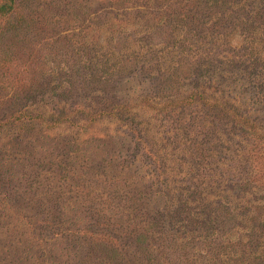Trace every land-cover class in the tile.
Returning <instances> with one entry per match:
<instances>
[{
    "label": "rangeland",
    "instance_id": "1",
    "mask_svg": "<svg viewBox=\"0 0 264 264\" xmlns=\"http://www.w3.org/2000/svg\"><path fill=\"white\" fill-rule=\"evenodd\" d=\"M8 7L0 11V264H118L109 245L77 231L90 235L102 219L128 228L127 215L140 210L136 234L113 232L123 238L122 264H264V0ZM217 99L251 111L263 135L220 113ZM243 132L251 166L237 175L249 170L248 183L218 188L219 201L197 182L206 139L236 143ZM167 143L182 170L170 185L145 154ZM110 183L128 191L111 192L117 204L100 199Z\"/></svg>",
    "mask_w": 264,
    "mask_h": 264
},
{
    "label": "trees",
    "instance_id": "2",
    "mask_svg": "<svg viewBox=\"0 0 264 264\" xmlns=\"http://www.w3.org/2000/svg\"><path fill=\"white\" fill-rule=\"evenodd\" d=\"M12 3V0H5V2H2L0 4V11L1 12H5L9 9V4ZM230 97V96H229ZM233 97H231L232 99ZM204 99V97H203ZM213 106L216 109H219V112L221 113V110L223 109V114L230 117V119H233L235 121L236 124L240 125L241 127H248V128H253L254 127V131L252 132V135L257 134L256 138L261 137V130L258 127V124L255 122V120H252L249 118V116H251V111H247L245 108H243L241 106V111H235L234 109H230L227 107H224V103L222 101H218L215 100L213 101ZM233 110V111H232ZM259 132V133H258ZM243 135H247L248 133L243 132ZM240 138L236 141V143H232L225 135L224 138L222 137H217L214 139L207 140L206 142H210V144L212 145V147L208 148V152L210 154V156H207V158L204 160L202 159V165H200V167L197 170L198 173V180L197 182L199 184L201 183H207L208 185H210V187L214 190L209 191V192H213L210 193V197L212 198H217L219 201L221 200V195L220 194V190H218V188H225L224 185H231L233 183L239 184L240 186H244L245 184L248 183L249 180V170H248V175L247 176H242L237 175V173L243 172L245 171L246 167L249 169V167L251 166L250 164V159L252 158V154L249 155L251 151V149L249 150L251 144L252 143L250 140H248L246 137ZM263 135V134H262ZM227 138V139H226ZM216 142V144H215ZM171 143H167V146H163V147H159L156 148L155 151L156 152H151V151H146L145 150V154H149L150 156L149 159L151 161H153V166L155 167V170L158 171V175L157 177H159L160 175L165 177V179L169 182V185L171 184V182L173 181V184L176 183L175 179L177 177H179V175L181 174L182 170H175L172 168V166L175 164L174 163V159L175 158V151L173 150V145L172 147H170ZM219 145V149L222 148V150H218L216 149V146ZM232 145L234 147L235 152L233 153V151L231 150L229 153V146ZM215 149V151L213 150ZM145 156V155H144ZM147 156H145V158H148ZM210 158V160H208ZM112 165L117 167L113 161L111 160ZM166 163L168 164V166L166 165ZM187 165V163L185 164ZM119 173L116 174V176ZM150 176V175H149ZM246 178V179H244ZM185 181L186 182H190L191 185L195 188H197V185L193 183L194 181V176H185ZM230 183V184H229ZM125 185V182L123 184ZM133 185V184H131ZM110 187V189L108 190L106 195H101V197H107L106 202H115L117 204V202L114 199L113 195L111 194V192H115L116 194H118V196H121L120 193L125 192V194L123 195V198L126 197L128 192L127 190H122L121 188H119V184L117 183H110V185H108ZM232 187V186H231ZM131 190H129L130 192ZM133 193H131V202H134V200L136 201V198L134 197L136 190L132 189ZM217 192V193H215ZM100 194V193H97ZM96 195V194H95ZM94 195V197H95ZM96 198V197H95ZM113 198V199H112ZM250 199V198H249ZM248 199V200H249ZM247 200V201H248ZM235 201L237 202L238 205H242L243 201H246V198L244 196H240L237 197L235 199ZM103 202H101L100 204H96L94 205V209H97V206L102 205ZM120 205V202L118 203ZM253 207V206H250ZM157 210V209H156ZM227 213H231V212H227ZM248 213V217L247 220L249 219L250 221H252L255 218V210L253 212H250V209L247 210ZM257 213V212H256ZM154 214H156L157 216L159 214L162 215V211L161 212H154ZM176 214L178 215V212L176 211ZM127 223H128V228L132 227L133 228V234L137 233V231L139 230V227H142V225L139 226L138 223H136V221L139 218H143L146 215L143 213V215L141 214V210L137 211V213L134 215H131L129 213V215H127ZM220 216V215H219ZM179 217H181L179 215ZM155 219V217H153V220ZM99 223H97V227H99V229H97V231L92 232L90 235H84L83 230L81 231H77V233H82L83 236H80V239H83V242H87V243H92L94 242V240H96L98 243H100L101 245H109L111 251H112V258L113 260H115L114 256L117 257L116 259L120 260V263L118 260H115L118 264H122L124 262V257L122 255V250L120 248V246L122 245L121 241L123 238H121L120 240H118L117 238H120L119 236H116L115 234H113L114 231L120 232L121 234H125L129 236V233L132 232L130 230H128V228H123V229H118V226L114 223V221H109L107 219H102V220H98ZM110 222H112V224H110ZM25 224H27V228H28V233L32 234L35 237H32L34 239H36V234L34 235L33 230L35 231V227L33 226L32 223H26L24 222L21 225L26 226ZM149 226V225H148ZM138 228V230H136ZM112 231V232H111ZM148 232V229H143V233L144 232ZM143 233L141 235H143ZM139 235V237L141 236ZM86 236H89L86 237ZM117 237V238H116ZM132 237V236H131ZM136 239V238H134ZM138 240V239H136ZM33 245V244H32ZM27 252H30L29 250ZM76 258V263H77V258ZM86 262V261H85ZM66 264H70L69 262H65ZM80 264H83V262L80 260L79 261Z\"/></svg>",
    "mask_w": 264,
    "mask_h": 264
}]
</instances>
